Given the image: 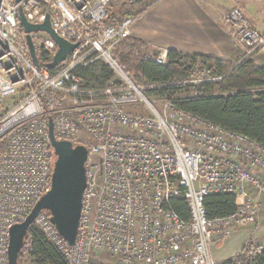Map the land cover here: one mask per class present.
I'll use <instances>...</instances> for the list:
<instances>
[{
	"label": "built area",
	"instance_id": "1",
	"mask_svg": "<svg viewBox=\"0 0 264 264\" xmlns=\"http://www.w3.org/2000/svg\"><path fill=\"white\" fill-rule=\"evenodd\" d=\"M23 1L0 0V264H8L10 228L50 189L49 118L56 138L88 149L75 244L64 240L46 211L28 228L38 229L65 264H89L99 252L117 264H216L213 241L255 224L264 212V145L170 100L158 110L115 56L137 18L107 22L116 0H37L43 8L24 10L31 23L48 14L57 35L78 43L50 71L45 64L57 45L44 32L32 33L36 48L47 52L45 64L36 66L18 20ZM220 23L241 49V59L264 45V34L239 8L225 12ZM166 57L162 50L150 58L164 64ZM95 59L113 72L99 90L84 88L73 73ZM48 92L53 99L44 109L41 99ZM217 192L233 194L236 209L208 218L203 199ZM178 197L187 202V220L170 206ZM23 264L36 263L25 253Z\"/></svg>",
	"mask_w": 264,
	"mask_h": 264
},
{
	"label": "trees",
	"instance_id": "2",
	"mask_svg": "<svg viewBox=\"0 0 264 264\" xmlns=\"http://www.w3.org/2000/svg\"><path fill=\"white\" fill-rule=\"evenodd\" d=\"M157 0L143 5V0H127L140 5L134 15L109 11L106 19L109 23H119L128 16H140ZM23 10L44 4L37 0H24ZM127 53H119L121 64L129 61V56L140 48H148V43L141 38L129 35L126 38ZM117 47L115 48L116 51ZM40 65H44L47 52L36 48ZM199 65V72L206 70L208 76L197 77L194 67ZM125 67V66H124ZM134 80L144 88L148 98H164L191 114L218 124L228 130L245 134L264 145V67L257 66L251 57L239 61L222 58L184 54L176 50H167L166 62L159 64L142 54L136 57L134 64L128 65ZM128 72V68H125ZM53 69H50L52 71ZM83 81V87L99 90L113 79V72L101 59L78 66L73 70ZM199 74V73H198ZM52 93L42 99V106H51ZM236 198L231 193L217 192L206 195L203 205L208 218L231 214L236 209ZM170 206L180 218L187 220L190 211L184 198L170 200ZM28 253L36 264H65L61 255L36 228H30L24 238L23 247L18 256V264H23V256ZM89 264H101L90 260ZM217 264H264V247H244L242 252Z\"/></svg>",
	"mask_w": 264,
	"mask_h": 264
},
{
	"label": "crops",
	"instance_id": "3",
	"mask_svg": "<svg viewBox=\"0 0 264 264\" xmlns=\"http://www.w3.org/2000/svg\"><path fill=\"white\" fill-rule=\"evenodd\" d=\"M231 8H239L252 27L264 34L262 0H157L135 19L129 35L146 41L150 49H173L234 62L239 52L220 23L222 15ZM251 59L264 67V45Z\"/></svg>",
	"mask_w": 264,
	"mask_h": 264
},
{
	"label": "water",
	"instance_id": "4",
	"mask_svg": "<svg viewBox=\"0 0 264 264\" xmlns=\"http://www.w3.org/2000/svg\"><path fill=\"white\" fill-rule=\"evenodd\" d=\"M18 20L25 33L30 57L36 66H39L40 62L32 33L44 32L57 45L54 56L45 64L48 69H54L78 46V43H71L52 30L48 14L43 22L31 23L26 18L23 7L19 6ZM47 128L53 154L50 189L36 201L31 212L22 222L10 228L8 264H18V256L28 228L40 211L49 213L50 221L69 245H74L76 241L83 192L86 186L85 162L88 149L83 144H73L69 140L56 138L51 118L47 121Z\"/></svg>",
	"mask_w": 264,
	"mask_h": 264
},
{
	"label": "rangeland",
	"instance_id": "5",
	"mask_svg": "<svg viewBox=\"0 0 264 264\" xmlns=\"http://www.w3.org/2000/svg\"><path fill=\"white\" fill-rule=\"evenodd\" d=\"M155 0H143V5H149V3L153 2ZM140 5H136L133 3L127 2V0H116L112 3L110 6V11H116V16L119 15L117 13L121 14H130L134 15L139 8ZM134 23V22H133ZM132 23V24H133ZM42 35H38V37ZM129 36V32L125 34L121 40V42L118 44L117 49L115 51V56L120 61L119 53H127V49L125 47L126 38ZM37 37V38H38ZM38 40V39H37ZM233 41V40H232ZM234 48L239 52L237 55V58H234V62L237 61V59H241L242 51L239 49V47L236 46L235 42L233 41ZM36 46L39 47V43L36 41ZM146 48H140L137 51L134 52L133 55L129 56V61L125 64V68H128L129 75L131 78H133V72L129 69L128 65L134 64L136 62V57L145 54L148 57H153L156 54H158L159 50H156L154 48L148 50ZM121 62V61H120ZM199 65H196L194 67V72L191 76V78L195 81L197 80V77L199 78H205L208 76V72L204 70L203 72H199ZM199 73V74H198ZM134 80V78H133ZM135 81V80H134ZM150 99V98H149ZM151 102L154 104V106L161 110L163 108L164 103L167 99L164 98H151ZM129 110L134 111L135 108L128 107ZM256 246H263L264 247V212L261 213L258 221L255 224H249V225H242L236 229H234L231 234L223 239V240H215L213 241L211 247H210V255L212 256L213 260L217 263H220L228 258L234 257L240 252H242V249L244 247L250 248V247H256ZM230 255L228 258L224 259V256ZM91 260H97L101 264H117L115 259H113L108 253L106 252H99V253H93Z\"/></svg>",
	"mask_w": 264,
	"mask_h": 264
}]
</instances>
